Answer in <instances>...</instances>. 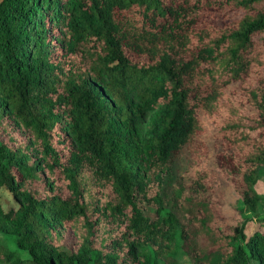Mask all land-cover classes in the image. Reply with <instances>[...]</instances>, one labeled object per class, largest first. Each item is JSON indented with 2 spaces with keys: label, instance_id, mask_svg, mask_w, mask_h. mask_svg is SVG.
Returning a JSON list of instances; mask_svg holds the SVG:
<instances>
[{
  "label": "trees",
  "instance_id": "obj_1",
  "mask_svg": "<svg viewBox=\"0 0 264 264\" xmlns=\"http://www.w3.org/2000/svg\"><path fill=\"white\" fill-rule=\"evenodd\" d=\"M262 136L264 0H0V264H264Z\"/></svg>",
  "mask_w": 264,
  "mask_h": 264
},
{
  "label": "rangeland",
  "instance_id": "obj_2",
  "mask_svg": "<svg viewBox=\"0 0 264 264\" xmlns=\"http://www.w3.org/2000/svg\"><path fill=\"white\" fill-rule=\"evenodd\" d=\"M211 120H212V118H211ZM206 126L208 127V125H205V127L202 128V135H205L204 132L206 133L205 138L209 142H212L211 147H213L214 143H215L214 137L210 135V132L208 129H206ZM261 139L264 142V136H262ZM204 150H206V148ZM206 155H207V153L203 154L202 160L205 159ZM173 167H174V170L172 171V176L174 174H176L177 178H178L180 171L183 169V159L179 160L177 158ZM158 170H159V168H157V167L151 168L147 171V173L145 175V181L147 184L146 185L147 196H153L159 190L160 172H158ZM174 179H176V178H174ZM256 189L260 194L264 195V171L256 183ZM0 202L5 209L16 208L18 206V203L13 199L9 190H7L4 187L0 188ZM140 204L144 208V211L147 215H150V216L154 215V208L155 207L151 202H149L147 200H141ZM237 204H238L237 203V192H236L233 185H228L226 190H225V193L223 195V207H222L223 213L227 216L233 215L234 208L237 206ZM259 211H264V201L261 202V205L259 206ZM255 227H256L255 223H250L248 226V229H247V234H250L251 231ZM0 237L3 238L11 248H13V249L17 248L15 241H14V236H12L10 234H5V233L0 231ZM22 254H25V252H22ZM178 259H179L180 264H190L189 258L187 257V255H185L182 252H179Z\"/></svg>",
  "mask_w": 264,
  "mask_h": 264
}]
</instances>
